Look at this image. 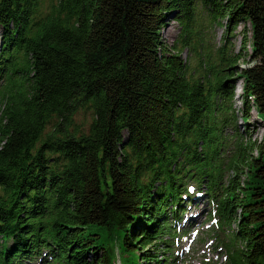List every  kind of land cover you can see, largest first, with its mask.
<instances>
[{
    "label": "trees",
    "instance_id": "1",
    "mask_svg": "<svg viewBox=\"0 0 264 264\" xmlns=\"http://www.w3.org/2000/svg\"><path fill=\"white\" fill-rule=\"evenodd\" d=\"M200 17L225 28L212 63ZM233 76L261 136L228 154ZM197 191L231 227L224 264H264V0H0V264H175Z\"/></svg>",
    "mask_w": 264,
    "mask_h": 264
},
{
    "label": "rangeland",
    "instance_id": "2",
    "mask_svg": "<svg viewBox=\"0 0 264 264\" xmlns=\"http://www.w3.org/2000/svg\"><path fill=\"white\" fill-rule=\"evenodd\" d=\"M198 19L200 22L198 26L199 31L201 32L200 34L204 35L206 43L204 54L207 52L211 61L214 60L213 62H215L216 49L222 43L225 28L220 24H206L203 17ZM224 22L225 21L223 20L222 23ZM245 28L248 30L249 25L246 24ZM237 29L238 30H235V32L228 38V41L231 43L230 49L233 50L234 54L235 52H238V49L242 48L241 42L243 31L241 30H243V24L241 23ZM161 34L166 44L176 46L177 49L173 52L180 50V56L187 62L190 69L197 65V63H200L199 58L195 56V52L189 50L188 45H183L186 36L183 24L179 20L173 18L168 19L166 24L162 27ZM226 35L229 36L230 33ZM189 36L191 37L190 34ZM189 41L190 39H187L186 43H189ZM245 49L250 51L248 44ZM204 54H202V57H204ZM249 63H251V60L248 57H244L241 58L235 66L243 67L249 65ZM232 79L234 81L235 94L232 99V103L237 118L236 128L238 130L236 132L232 125H227L225 130L226 148L224 152H227L228 154L232 153L239 143L245 142L246 140L259 141L261 136V125L257 119L255 109L252 108L250 110V118L247 122L242 121L240 113L242 108L240 101L241 92L239 96H236V91H239L238 84L242 85V79H239L236 76H233ZM90 119V111H79L74 117V124L79 128L86 129ZM193 202L194 203H191L190 206L193 204L194 208L190 209V206H186L187 211L185 213H198V211L204 206L206 210L201 212L203 215V222L192 226L189 230L185 228V230L188 231L185 233L180 231L178 237H176L174 242V252H177L175 253V258H177L176 264H224V245L227 244V240L229 239L228 233H231V227H226L224 229L220 227L219 222L217 224L215 223V219L212 218L213 213L211 212V204L205 194L200 198H195ZM208 211L210 212V216L207 215ZM167 254L168 252L163 256L165 257ZM38 261H41L42 264H46L44 259L38 258V256H36L33 260H27L26 264H35Z\"/></svg>",
    "mask_w": 264,
    "mask_h": 264
},
{
    "label": "bare ground",
    "instance_id": "3",
    "mask_svg": "<svg viewBox=\"0 0 264 264\" xmlns=\"http://www.w3.org/2000/svg\"><path fill=\"white\" fill-rule=\"evenodd\" d=\"M218 25H219V24H218ZM228 47H229V46H228ZM230 48H231V46L227 49L226 55L232 57V55H233L234 53H233V50H231ZM195 56H196V55H195ZM205 58H206V57H205ZM215 59H216V58H215ZM207 60H208V62H211V63L214 61V60L211 61L210 56H209V58H208ZM199 62L202 63L203 61H199ZM187 66H188V64H187ZM196 68H198V69L201 68V67H199V63H197V65H195L192 69H190L189 66H188V70H189V71H193V70H195ZM238 89H239V91H238V90L236 91V96H239L240 92H241V94L243 93L242 85H239V84H238ZM234 96H235V94H234V89H233V97H234ZM232 99H233V98H232ZM229 103H230V106L232 107V109H233V111H234V114H235V110H234V108H233L232 100H231ZM235 115H236V114H235ZM227 125H228V123H227ZM227 125L223 127V128H224V132H225V130H226V128H227ZM187 186H189V189L192 187V186H190V184H188ZM202 217H203V215H202L200 212H198V213H193V214H191V215L187 218V220H186L185 222L174 224V225H173L174 230L171 231L169 234H167L166 239L168 240V239H170V238H173L176 234H178L180 231L184 230V229L187 228V227L195 226V225L201 224V223L203 222ZM27 260H28V259L24 257V258H22V259H17V260H15V262H14L13 264H26V263H27Z\"/></svg>",
    "mask_w": 264,
    "mask_h": 264
}]
</instances>
